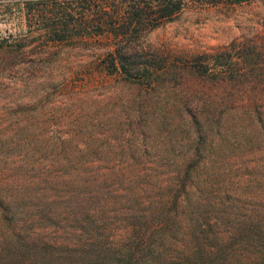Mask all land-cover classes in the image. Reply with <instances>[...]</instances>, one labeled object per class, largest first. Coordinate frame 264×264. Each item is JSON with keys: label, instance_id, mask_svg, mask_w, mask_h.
I'll list each match as a JSON object with an SVG mask.
<instances>
[{"label": "rangeland", "instance_id": "374dc122", "mask_svg": "<svg viewBox=\"0 0 264 264\" xmlns=\"http://www.w3.org/2000/svg\"><path fill=\"white\" fill-rule=\"evenodd\" d=\"M34 1L0 0V180L8 193L17 195V201L28 195L60 194L63 183L52 179L118 171L135 157L183 153L182 148L194 139L181 113L186 107L185 95L188 91L202 96L183 68H195L200 56L223 49L231 51L233 60L241 59L248 46L254 45L256 53V44L264 43V0L189 2L175 19L136 41L140 61H147L158 72L175 66L173 74L163 72L159 85L152 88L144 81L126 80L119 72L105 70L110 47L104 38L74 36L52 42L40 35L48 10H60L68 4L62 0L56 4ZM259 63L252 72L263 78V61ZM247 69L242 62L240 71ZM228 90L236 92L237 102L230 106L219 130L214 126L210 133L205 132L203 153L241 158L240 178L250 175L255 180L238 184L256 188L261 186L256 175L264 176V135L241 113L248 95L256 93V77L234 87L219 86L212 92ZM29 180L35 182L32 188L25 186ZM32 202L27 210L22 202L23 210L15 217L19 225L31 220L28 238L56 242L57 248L45 252L42 264H96L82 263L79 252L71 248L96 234L122 243L120 237L129 227L122 214L131 208L123 199L107 205L99 201L97 209L87 206L92 212L104 211L89 217L83 209L67 213L72 204L64 201ZM231 204L235 210L255 205ZM37 211L51 217L43 221ZM227 225L229 230L233 222L229 220ZM256 226L260 230L256 231L257 239L264 236V221L256 217ZM234 250L248 254L238 245L231 248ZM257 256L256 245V260ZM150 258L130 264H155Z\"/></svg>", "mask_w": 264, "mask_h": 264}, {"label": "trees", "instance_id": "16d2710c", "mask_svg": "<svg viewBox=\"0 0 264 264\" xmlns=\"http://www.w3.org/2000/svg\"><path fill=\"white\" fill-rule=\"evenodd\" d=\"M62 1L68 5L60 10H48L47 22L40 28V35L52 42L71 40L74 36L104 38L110 47L105 70L110 74L119 72L126 80L144 81L152 88L159 85L163 72L173 74L175 66L158 72V68L147 61H140L136 41L146 32L175 19L189 2H220L106 0L96 4L92 0ZM34 2L56 4L58 0ZM254 50V45L248 46L241 54L242 58L235 60L227 49L218 54H203L195 68H183V73L190 76L188 80L197 83L196 92H202L203 96L188 91L185 95L183 105L186 107L181 113L185 114L194 139L182 148L183 153L135 157L118 171L87 176L76 174L66 180L52 179L63 183L60 194L28 195L21 197L20 202L17 195L5 190L6 186L0 180V264H42L45 252L57 248L54 241L41 239L35 242L27 237V225L31 220L19 225L15 217L23 210L22 202L27 210V204L33 203L32 200L64 201L72 204L67 213L74 214L83 209L89 217L104 211L92 212L87 206L94 205L97 209L95 205L99 201L107 205L122 199L131 208L122 214L129 224L124 230L125 235L120 237L122 243L115 237L88 236L83 245L71 248L79 252L82 263L130 264L150 256L155 264H264V236L256 239V231L260 232L256 217L264 221V176L256 175L261 186H240V181L251 183L255 180L250 175L240 178L244 165L241 158L205 156L203 153L205 132L212 131L214 126L219 130L227 120L230 106L238 99L236 92L230 90L212 92L219 86L234 87L241 82L254 81L256 77V93L248 95L241 113L264 135V77L252 72L253 66L256 65L257 70L261 60L264 66V43L256 44V53ZM242 62L248 67L246 71H240ZM258 164V167L262 166L260 159ZM234 180L237 184L233 185ZM33 184L35 182L29 180L25 186L32 188ZM233 202L255 205L249 210L243 207L235 210L238 206L234 203L233 207ZM37 213L43 221L51 217L45 212ZM229 220L233 226L228 230ZM227 231H230L229 235ZM234 245L248 254L231 251ZM230 256H233L231 262Z\"/></svg>", "mask_w": 264, "mask_h": 264}]
</instances>
